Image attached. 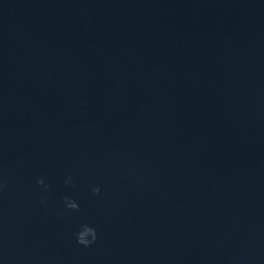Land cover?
I'll return each instance as SVG.
<instances>
[{
  "label": "water",
  "instance_id": "95a60500",
  "mask_svg": "<svg viewBox=\"0 0 264 264\" xmlns=\"http://www.w3.org/2000/svg\"><path fill=\"white\" fill-rule=\"evenodd\" d=\"M0 185V264H264V0H0Z\"/></svg>",
  "mask_w": 264,
  "mask_h": 264
},
{
  "label": "clouds",
  "instance_id": "9594fccd",
  "mask_svg": "<svg viewBox=\"0 0 264 264\" xmlns=\"http://www.w3.org/2000/svg\"><path fill=\"white\" fill-rule=\"evenodd\" d=\"M66 186H70L72 184V178L69 176L65 179L64 181ZM37 184L44 190H48V185L44 182L43 179L37 180ZM0 190H2V185H0ZM91 191L93 195H99L101 192V189L99 186H92ZM40 204L44 207H47V199H42L40 201ZM63 205L67 210H71L74 212L79 211V205L78 203L73 200L71 197H65L63 199ZM75 239L77 245H79L82 248H91L94 246L97 242L98 239V234L97 231L94 227L87 225V224H82L79 229L77 230L75 234Z\"/></svg>",
  "mask_w": 264,
  "mask_h": 264
}]
</instances>
